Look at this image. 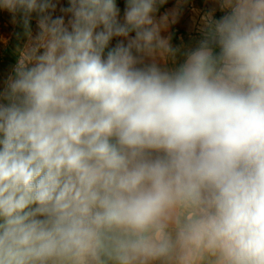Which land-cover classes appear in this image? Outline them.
I'll return each instance as SVG.
<instances>
[{
	"label": "clouds",
	"instance_id": "9594fccd",
	"mask_svg": "<svg viewBox=\"0 0 264 264\" xmlns=\"http://www.w3.org/2000/svg\"><path fill=\"white\" fill-rule=\"evenodd\" d=\"M166 2L0 0L40 29L0 94V264H264V0L137 67L175 55Z\"/></svg>",
	"mask_w": 264,
	"mask_h": 264
},
{
	"label": "crops",
	"instance_id": "0c3cea01",
	"mask_svg": "<svg viewBox=\"0 0 264 264\" xmlns=\"http://www.w3.org/2000/svg\"><path fill=\"white\" fill-rule=\"evenodd\" d=\"M57 6L67 8L69 6L68 0H53ZM117 6L120 8V19L123 22V13L125 9V0H116ZM218 0H167L163 5H158V11L154 14L157 21L160 20L165 14L168 15L169 20L166 27L162 28L161 35L165 38H169L170 45L176 50L174 56H161L157 54L154 58L143 56L142 54L135 53L138 57H141V63L137 67H146L152 63H156L162 70L174 71L176 70L186 59V57L177 56L176 44L177 42H185L190 45L189 52L197 48L200 42L205 38L207 32L206 21L201 20L202 6L208 5L210 14L212 13V19L216 20ZM56 6V7H57ZM49 12H61V8L55 9V11L49 10ZM175 13V22H173V14ZM65 23L67 24L70 19V13H66ZM211 17V16H210ZM130 36H134L131 33ZM118 40H124L127 43V38L114 37L110 42L109 47H114ZM193 46V47H192ZM107 51V50H106Z\"/></svg>",
	"mask_w": 264,
	"mask_h": 264
},
{
	"label": "rangeland",
	"instance_id": "374dc122",
	"mask_svg": "<svg viewBox=\"0 0 264 264\" xmlns=\"http://www.w3.org/2000/svg\"><path fill=\"white\" fill-rule=\"evenodd\" d=\"M222 0H218L216 20L220 19L227 13V9L222 8ZM57 9L62 8L57 6ZM53 18L63 16L66 19L67 14L64 12H49ZM212 19L208 5L202 6L201 20L205 21V17ZM39 14L31 13L29 18V27L24 25V14L22 11L10 12L0 8V94L4 93L11 79L15 78L16 69L20 61L33 47H36V37L40 32L38 27ZM193 47V46H192ZM190 45L185 42H177V56L186 57L189 53ZM196 48V47H195ZM219 52V48L214 49ZM43 51L42 49L40 50ZM29 67L31 64L28 65ZM0 102L7 103L0 97Z\"/></svg>",
	"mask_w": 264,
	"mask_h": 264
}]
</instances>
